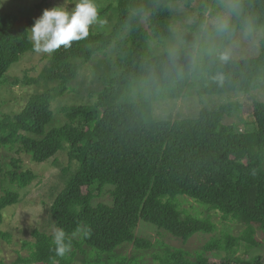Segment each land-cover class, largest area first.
I'll return each instance as SVG.
<instances>
[{"label": "trees", "instance_id": "trees-1", "mask_svg": "<svg viewBox=\"0 0 264 264\" xmlns=\"http://www.w3.org/2000/svg\"><path fill=\"white\" fill-rule=\"evenodd\" d=\"M198 1L117 0L118 21L110 34L89 29L88 38L49 57L46 79L56 87L32 95L15 115L0 109V153L4 148H19L41 164L68 143L69 160L76 164L74 171L64 170L65 186L50 207L55 226L72 241L71 250L64 258L55 257L53 236L34 230L30 255L22 263L52 264L55 257L57 264H75L78 257L86 256V249L98 257H110L125 244L150 250L158 241L136 234L141 221L184 241L197 234H213L216 224L183 208L182 198L222 213L225 220H243L248 225L244 240L250 246L258 242L256 231L264 236V101L252 102L249 116L254 130L247 133L224 123L235 112L233 103L203 109L194 119L158 121L154 117L155 102L179 100L195 86L200 97L250 94L264 80V42L257 55H228L241 31H264V0H230V30L215 31L221 38L219 49L205 47L199 57L194 47L145 56L148 41L173 38L176 7L194 11V23L187 27L203 33L208 7L201 3L193 9ZM234 6L238 11L233 12ZM220 12L213 10L210 16ZM34 23L26 16L0 12V83L33 51L28 30ZM113 48L117 50L115 69L108 76L101 74L104 83L95 103L65 109L68 122L47 131L55 119L53 101L64 95L96 55ZM140 82L146 86V96L133 100L128 93ZM10 166V184L19 189L32 184L34 172L24 170L19 159ZM106 186L112 187V205L95 204V192ZM19 196L7 190L0 198V223L3 211L17 204ZM240 240L230 234L212 237L195 255L164 247V253L155 258L158 264H264L262 256L236 258ZM216 252L225 256L215 258Z\"/></svg>", "mask_w": 264, "mask_h": 264}, {"label": "rangeland", "instance_id": "rangeland-1", "mask_svg": "<svg viewBox=\"0 0 264 264\" xmlns=\"http://www.w3.org/2000/svg\"><path fill=\"white\" fill-rule=\"evenodd\" d=\"M213 1V0H212ZM216 4L199 0L193 9H199L201 3L208 7L206 12V25L201 35L196 34L187 26L192 25L195 20V12L183 7L175 8L173 20V38L166 41L151 40L147 42L145 56H150L185 47H194L197 56L203 54L205 47L212 49L221 48V38L215 33L217 17H229L230 0H214ZM78 0H0V12L17 14L31 19H38L45 9L58 6L75 7ZM99 12V21L92 26L94 32L110 34L118 21L117 0H95ZM221 9L220 15L212 18L213 10ZM105 11V12H104ZM104 12V13H103ZM264 42V31H241L237 40L229 48L228 55L234 58H242L248 55H257L261 51ZM52 55V54H51ZM47 54H36L34 51L25 54L21 61L15 64L0 83V109L6 114L15 115L19 113L34 94L42 93L48 88H54L57 84L49 83L46 79V70L49 64ZM117 56L116 48L107 51L103 55H96L91 62L82 69L79 77L69 86L64 95L59 96L52 103L55 119L47 126V131L54 127L62 126L68 122L65 109L79 105L90 106L96 101V94L102 89L104 80L101 74L108 76L115 69ZM196 85V81H193ZM147 89L145 84H133L128 96L137 101L145 98ZM122 99L120 98V101ZM264 101V80L260 87L250 94H222L206 95L200 97L196 86L188 94L179 100L157 101L154 104V117L158 121H176L197 118L203 109H212L229 103L234 104V113L226 117L224 123L233 124L239 133H247L254 130L250 118V109L253 101ZM69 144L65 143L58 154L45 163H35L31 156L25 154L19 148L9 150L4 148L0 153V161L3 172L0 173V198L7 190L17 192L19 201L3 211V221L0 223V261L4 264H24L23 258L30 255L31 245L34 243L33 231L40 230L48 235L54 236L57 227L51 216L50 207L65 186L64 172L71 167L75 170L76 164L69 160ZM67 149V150H66ZM19 159L24 170H31L35 174L32 184L24 189L9 183L7 172L10 170L11 162ZM112 187L106 186L100 193L95 192L97 198L94 203H105L112 205L113 199L110 191ZM187 211L193 215L210 218L217 226L213 234H197L188 241L175 238L171 234L157 229L151 224L140 222L136 231L138 236L158 241V245L150 250H137L133 244H125L118 248L110 257L107 255H96L86 249V256L78 257L75 264H123L131 260L141 261L143 264H158L156 255L164 253V247L181 248L192 255L201 251L204 245L212 237H222L230 234L241 238L238 253L235 256L241 260H249L262 256L264 258V236L258 230L255 233L257 244L250 246L244 239L248 225L241 219H223L222 213L202 206L190 198L180 199ZM212 256L221 258L225 252H216Z\"/></svg>", "mask_w": 264, "mask_h": 264}, {"label": "clouds", "instance_id": "clouds-1", "mask_svg": "<svg viewBox=\"0 0 264 264\" xmlns=\"http://www.w3.org/2000/svg\"><path fill=\"white\" fill-rule=\"evenodd\" d=\"M71 10L65 6L45 9L43 14L35 20L34 25L28 30L32 50L36 54L51 55L56 50L69 49L73 42L88 38L90 26L99 21V12L95 0H78ZM233 12L238 11V6L233 7ZM230 30L227 18L217 17L216 31L225 33ZM226 58V57H225ZM55 257L64 258L71 250L72 241L66 238L63 229H57L54 233ZM55 257L52 264H57Z\"/></svg>", "mask_w": 264, "mask_h": 264}]
</instances>
